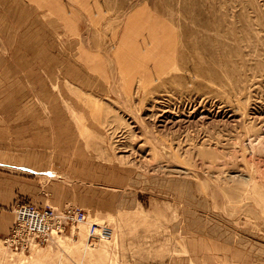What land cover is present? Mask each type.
<instances>
[{"label":"rangeland","instance_id":"374dc122","mask_svg":"<svg viewBox=\"0 0 264 264\" xmlns=\"http://www.w3.org/2000/svg\"><path fill=\"white\" fill-rule=\"evenodd\" d=\"M25 200L87 221L0 264H264V0H0V215Z\"/></svg>","mask_w":264,"mask_h":264},{"label":"built area","instance_id":"2783aa9c","mask_svg":"<svg viewBox=\"0 0 264 264\" xmlns=\"http://www.w3.org/2000/svg\"><path fill=\"white\" fill-rule=\"evenodd\" d=\"M12 213L13 222L4 240L15 250H29L32 243L45 244L54 234L62 233L67 226L77 224L87 217V212L80 205L65 204L58 208L51 205L39 206L32 200L16 202ZM90 226V243L99 236L109 237L112 233V228L104 223H93Z\"/></svg>","mask_w":264,"mask_h":264},{"label":"crops","instance_id":"0c3cea01","mask_svg":"<svg viewBox=\"0 0 264 264\" xmlns=\"http://www.w3.org/2000/svg\"><path fill=\"white\" fill-rule=\"evenodd\" d=\"M14 216V215H13ZM13 219L10 215H0V235L9 234ZM1 239V238H0Z\"/></svg>","mask_w":264,"mask_h":264},{"label":"bare ground","instance_id":"6f19581e","mask_svg":"<svg viewBox=\"0 0 264 264\" xmlns=\"http://www.w3.org/2000/svg\"><path fill=\"white\" fill-rule=\"evenodd\" d=\"M87 221V219H85V220H82V221H78L77 223H82V222H86ZM73 225H75V224H73ZM72 225V226H73ZM91 228V227H90ZM98 228H96V230H97ZM59 236H62V234H57V236H53L52 238H50L45 244H47L48 242H51V241H53V240H55L56 241V239H55V237H59ZM110 236L111 235H109V237L108 236H105L106 238H110ZM102 237H104V236H102ZM7 243V242H6ZM7 245L10 247V245H9V243H7ZM42 246L43 244H39V243H32V246H31V248L29 249V250H32V249H35L36 247H38V246ZM11 248V247H10ZM22 251H25V249H21Z\"/></svg>","mask_w":264,"mask_h":264}]
</instances>
